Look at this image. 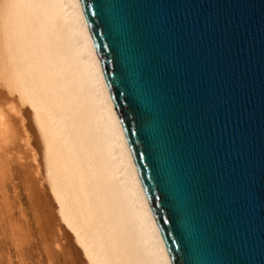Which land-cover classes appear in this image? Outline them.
I'll list each match as a JSON object with an SVG mask.
<instances>
[{
	"label": "water",
	"instance_id": "95a60500",
	"mask_svg": "<svg viewBox=\"0 0 264 264\" xmlns=\"http://www.w3.org/2000/svg\"><path fill=\"white\" fill-rule=\"evenodd\" d=\"M170 264H264V0H78Z\"/></svg>",
	"mask_w": 264,
	"mask_h": 264
},
{
	"label": "bare ground",
	"instance_id": "6f19581e",
	"mask_svg": "<svg viewBox=\"0 0 264 264\" xmlns=\"http://www.w3.org/2000/svg\"><path fill=\"white\" fill-rule=\"evenodd\" d=\"M0 89L9 105H0V145L25 148L24 191L46 261L82 263L67 229L88 264H170L78 0H0Z\"/></svg>",
	"mask_w": 264,
	"mask_h": 264
},
{
	"label": "rangeland",
	"instance_id": "374dc122",
	"mask_svg": "<svg viewBox=\"0 0 264 264\" xmlns=\"http://www.w3.org/2000/svg\"><path fill=\"white\" fill-rule=\"evenodd\" d=\"M1 92L2 90L0 89V95L4 94ZM4 98L5 97H0V105L3 106L0 107L7 109L9 105H4ZM24 107H26V105ZM26 108L29 110L28 107ZM29 117L30 116H28V120L30 119L31 126L35 129L34 124ZM34 133H36L35 130H33V134ZM34 136L35 140H38L37 134H34L33 138ZM1 142L2 141H0V143ZM21 144H23V142H20V145ZM1 145H3V143H1ZM1 145L0 150H3H1L2 152L0 151V154L2 153V156L0 155V227L3 226L2 228L5 230H3V234L0 232V244L2 246L4 257L8 259L5 264H49L44 257L42 245L40 244V238L37 232V224L34 218L36 212L33 204L34 201L33 199H29V201L27 193L24 191L25 178L22 175L20 164H23V150L25 148L23 147L22 149L19 148L8 152L9 150L4 149L6 147L2 148ZM21 157H23L22 160L19 159ZM41 182L45 193L48 194V197L53 204L54 201L51 198L52 195L48 191L45 181L42 179ZM53 212L55 215V210H53ZM62 227L65 229L63 224ZM66 230V238L68 235H71L67 238L70 239L68 242L70 243L72 241L70 244L75 247V253L78 254L77 256L79 259L81 258V264H88L82 249L72 239L71 231ZM12 234H16V239H12Z\"/></svg>",
	"mask_w": 264,
	"mask_h": 264
}]
</instances>
